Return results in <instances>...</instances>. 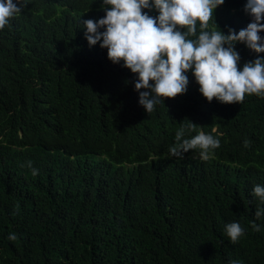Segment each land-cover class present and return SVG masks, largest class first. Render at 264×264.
Masks as SVG:
<instances>
[{
	"label": "trees",
	"instance_id": "obj_1",
	"mask_svg": "<svg viewBox=\"0 0 264 264\" xmlns=\"http://www.w3.org/2000/svg\"><path fill=\"white\" fill-rule=\"evenodd\" d=\"M22 2L0 30V264H264V96L209 103L189 71L187 92L147 113L137 74L85 38L102 0ZM245 3L225 0L210 29L245 28ZM235 48L241 69L264 57ZM190 121L185 138L220 140L207 160L169 154ZM231 222L245 228L235 244Z\"/></svg>",
	"mask_w": 264,
	"mask_h": 264
},
{
	"label": "clouds",
	"instance_id": "obj_2",
	"mask_svg": "<svg viewBox=\"0 0 264 264\" xmlns=\"http://www.w3.org/2000/svg\"><path fill=\"white\" fill-rule=\"evenodd\" d=\"M224 3L225 0H102L105 15L98 21H83L85 38L89 46L99 42L102 49L106 48L113 64L123 61V67L137 74L134 87L147 113L164 104V98L185 94L189 71L209 103L214 98L233 104L243 102L246 94L264 96V57L245 62L241 69V57L235 48L242 43L254 53H264V37L259 35L264 32V0H246L244 11L251 22L239 32L229 28L227 35L216 22L217 27H209L214 10ZM26 7L22 0H0V30ZM152 10L158 15H149ZM194 130L195 124L190 121L176 131V142L169 148L172 157L183 159L190 150L199 148V155L207 160L220 147L219 138L203 131L185 138ZM244 146L249 147L250 141L246 139ZM26 166L33 176L38 175L31 161ZM253 195L264 204V186L255 185ZM262 216L264 208L258 207L255 217ZM251 227L260 231L255 222ZM224 230L233 244L245 234L239 222L226 224ZM7 238L15 240L17 236L12 233ZM229 264L240 262L230 260Z\"/></svg>",
	"mask_w": 264,
	"mask_h": 264
}]
</instances>
